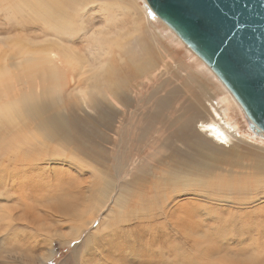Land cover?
<instances>
[{"label": "rangeland", "instance_id": "rangeland-1", "mask_svg": "<svg viewBox=\"0 0 264 264\" xmlns=\"http://www.w3.org/2000/svg\"><path fill=\"white\" fill-rule=\"evenodd\" d=\"M146 11L145 14L138 13L134 19H128L129 25L120 24L121 27H125L123 31L125 41L120 44L122 47L131 46L130 43L136 35L140 37L142 44L160 48L159 51L163 57L160 58L158 66H163L165 63L166 69L159 75H139L136 71L134 74V70L132 73L124 56H122V62H119V55L123 54L121 49L117 48V44L108 38L101 39L108 49L106 48L107 50L101 53L94 51L95 59H92L86 49L82 51L88 59V63L84 64V69H87L90 64L91 69L96 73L104 62L110 66L111 73L104 77H109V79L113 78L114 68L119 69L123 79L128 81L125 91L131 100L128 107L117 108L106 97L102 95L99 97V91L108 92L111 85L102 82L104 78L98 73L94 79H87L86 77L91 74L88 72L87 76H81L76 80L75 86L68 88L64 79L65 73L60 76L59 80H55L48 73L49 70L43 66L33 69L24 67L25 64L22 62L29 56L20 55L8 48L0 49V65L2 64L1 66L6 69V78L9 79H6V84H8H5L6 89L14 93L12 97L21 95L24 90L30 98L43 100V98L53 99L56 91L62 92L60 93L62 102L59 110L72 112L81 121L83 129L82 137L78 138L83 143L72 144L70 147L60 146L56 140H43L39 136V142L45 141L44 152L38 154L39 163L45 171L39 168V173L36 172L38 181L35 188L30 189L31 186H27L23 190L15 191L17 193L14 192L13 197H0V264H93L91 260H85V254L95 252V257H99L101 249L98 248V243L100 239H108L113 228L108 223L106 215L101 220L102 215L107 213L108 206L101 212L102 214H98L97 209H93L96 188L99 187L97 182L100 184V178L106 177L104 172L102 173L106 164L109 166L107 173L110 177H115L117 172H122L121 179H116L117 183L115 182V186L118 185V187H113L111 193L114 198L120 190L123 197L121 204L123 208L114 207L118 210L116 216L119 220L115 221L118 227L116 235L111 236V240L115 243H119L120 240L121 245L124 242L131 243V250L128 248L127 252L130 253L133 249V253L138 255L133 258L134 264L142 262V256L145 257V255L150 256L149 264H156L160 258L167 259V264H175L174 260L181 264H189L186 262L189 257L192 258L194 264H264V235L259 237L261 230V233H264V167L262 166L264 141L259 143L238 138L234 140L231 147L220 151L219 153H223L222 157L219 156L222 163L219 169L224 171L222 175L213 174L211 178L203 180L202 172L191 173L189 184L183 183L185 186H182V190L176 195L173 193L174 198L171 199L167 208L169 212L164 211L165 214L170 215L165 219L166 227L160 224L157 226L152 224V226L148 224L149 222L139 223L138 221L142 216L153 214L156 210L158 213L161 212L158 209H162L166 195L158 189L159 176L170 177V173L165 170L170 166H167L168 162L161 159L163 162L154 161V165L149 163L153 162L151 152L160 153L165 149L160 148L162 142L152 147V150L150 149V143L156 137H154L156 132L154 128L147 130L146 125L151 119L140 112L151 113L155 100L154 98L147 99L146 96L151 95L154 90L159 95L165 94L170 87L175 86L184 87L185 91L192 89L196 92L199 89L198 86L203 85L204 88L202 87L199 91L202 90L201 92H205L215 100L226 95L232 97L208 66L190 51L166 24L149 15L148 9ZM101 21V18H97L95 23ZM81 45L79 48L84 49V43ZM33 56L38 57V55ZM115 57H118V60ZM71 70L68 69V71ZM189 73L196 81L187 80L186 75ZM17 78L23 79L21 84L16 81ZM24 79L27 80L24 81ZM116 79L112 82L115 83ZM27 86L30 87V91ZM116 91L115 87L113 93ZM95 100L105 108L109 115H112L111 123L108 122L103 126L99 117L96 118V112L90 107ZM235 109L234 114L244 130L246 125L242 121V111L239 108ZM103 117L106 118V115ZM73 126L70 130L75 132ZM121 126L123 129H118ZM119 130L123 131L122 135ZM140 133L144 136L136 139L135 136ZM120 136L124 137L123 142L125 141L124 144L128 147V154H124L122 158L119 157L121 161L119 164L116 160L120 151V141H118ZM257 137L264 140L260 136ZM177 144L182 148H178ZM179 149L184 152L188 149L187 144L176 142L171 151L178 157ZM202 153L205 154L206 151ZM100 155H104L103 158ZM146 171L148 174L145 173ZM135 176L139 179L135 183L127 184ZM207 182L211 184L206 185ZM30 183L28 181L27 185ZM108 188L110 192L111 188ZM68 190L70 191L67 192ZM61 193L73 195L65 196L72 199L71 201H76L73 202L74 204L79 203L76 212L68 220L61 219L62 215L56 207L58 194L61 195ZM178 205L181 210L172 212L179 208ZM186 210L191 213H186ZM91 218H94L92 225L102 224L99 230L89 237L87 236L89 230L85 226ZM171 218H174V221ZM175 218H179L180 222H177ZM168 220L178 226L169 228ZM42 225L44 229L38 232L37 228ZM75 227L80 228V231L84 230L82 236H87L88 239V243L77 250H74L76 242L70 243L71 238L76 236L74 233H78ZM158 228L162 229L158 230ZM122 230H125L124 234ZM140 230L144 231L141 238L138 235ZM171 235L177 236L178 241L169 242L172 239ZM154 242H156L155 245ZM126 243L117 248L125 250ZM136 244L138 246H135ZM107 247L113 248V252L109 250L110 255L102 260L99 259L96 264H104L106 261L120 263L124 258V252L118 251L116 247L109 246V244ZM160 247L165 248L163 252L160 251ZM175 247L181 250V255H175ZM151 250L154 253H151ZM50 252V257L44 260ZM167 252L171 254L168 253L166 256ZM82 257L84 262L81 260Z\"/></svg>", "mask_w": 264, "mask_h": 264}, {"label": "bare ground", "instance_id": "bare-ground-1", "mask_svg": "<svg viewBox=\"0 0 264 264\" xmlns=\"http://www.w3.org/2000/svg\"><path fill=\"white\" fill-rule=\"evenodd\" d=\"M146 8V0H0V49L8 48L16 51L20 55L29 56L22 62V64H25L24 67H31L33 69L38 66H43L46 70H49L48 73H50L51 77L55 80H59L60 76L65 73L64 79L67 87L71 88L75 86L77 79L81 76H87L88 72H91V74L89 77H86L87 79H94L97 76V73L100 74L102 78L111 73L110 66L104 62L101 64V69L96 70V73H94L95 70L93 71V69H91L92 67L90 64H88L87 69H84V64L88 63V59L82 51L86 49L92 56V59H95L94 51L101 53L108 49L107 45L101 41L104 37L108 38L111 42L116 43L117 48L121 49L123 54L120 52L122 55H119V62H122V56H124V60L127 61L128 67L132 69V73L134 70V74L136 71L139 75H159L164 69H166L165 63H163V66H158L160 58L163 57L159 51L160 48H154V46L148 47L142 44L140 37L136 35H134V38L130 43L131 46L122 47L120 44L125 41V35L123 34L125 27H121L120 24L123 23L124 25H129L128 19H134L138 13L145 14L147 12ZM97 18H101L102 21L100 23H95ZM133 24L136 25V23ZM128 34L131 35L132 33ZM81 43H84V49L79 48ZM33 55H38V57H34ZM116 63L118 62L116 61ZM69 68L72 70L68 71ZM73 70L75 71V74ZM113 71V78L110 76L112 79L107 77L102 81L106 85L107 83H110V91H99V97L100 95L106 97L108 101L117 108H121V106L128 107L130 105L129 102L131 101L130 96L125 92L128 81L127 79H123V76L119 73V69L114 68ZM6 74V69L1 66L0 197L3 196V198H8L10 196L13 197L15 191L20 189L23 190L27 186H31V188L29 187L30 189L33 187L35 188L38 181L36 172L39 173V168L42 171H45L42 169V166L39 163L40 160L38 159V154L44 150L45 141L39 142V136L47 141L56 140L59 142L58 145L64 147L83 143L78 139L83 135V129L79 118H76L72 112L63 109H60L62 111L59 110L62 102L60 93L62 92L56 91L57 93L53 99H32L25 94L24 90H22L21 95H13L12 97V94L14 93L6 89V85H8L6 84V79H8L6 78ZM186 76L188 77L187 80L196 81L192 78L190 73ZM113 79H116L115 83L112 82ZM25 80L27 79H24V81ZM16 81L21 84L23 79L17 78ZM27 87L30 91V87ZM115 87L117 88V91L113 93ZM202 87L204 88L203 85L198 86L199 89H202ZM199 89L197 90L195 88V90H197L196 92L192 89H187L185 91L184 87L175 86L173 88L170 87L165 94L159 95L156 93L157 91L154 90L151 95L146 96L147 99L154 98L155 100L154 104H152L153 109L150 111L151 113L147 114V112H140V114L151 119L150 123L146 125L147 130H152L154 128L156 132V135H154V137H156L150 143V149L152 150V147L157 146L159 142L163 143L160 144V148L165 149L160 153H155L154 151L151 152L150 155L153 162L149 163L154 165V161L163 162L161 159L168 162L167 166H170L165 168V170L170 173V177L165 178L161 177V175L159 176L160 183L158 184V189L162 190L166 195V197H164L165 201L163 202L162 209H158L161 210V212L158 213L156 210L153 214L144 215L138 220L139 223L149 222L148 224L151 225L155 224L157 226V224H160V226L166 227L165 219L170 215L165 214L164 211H167L169 202L174 198L173 193L176 195L182 190V186L189 184L191 173L202 172L203 180L211 178L213 174L222 175L224 174V171L223 169H219L222 164L219 156L222 157L223 153H219L220 151L231 147L234 140L238 138H244L259 143L264 141L263 139H259L256 134L248 129L246 117L243 112H241L242 121L245 122L246 129L243 130L240 127L241 124L234 113L236 112L235 108L241 109V107L233 97L226 95L225 97L215 100L210 95H206L205 92H201L202 90L199 91ZM90 107L96 112V118L99 117L100 123L103 126L108 124V122H112V115H109L105 108L97 103V100H95ZM104 115H106V118L103 117ZM72 126L74 127L75 132L70 130ZM118 129H123V126ZM119 131L122 135L123 131ZM117 134L119 135V132ZM142 136L144 135L140 133V135L135 136V138L141 139ZM123 138V136H120L118 140L120 141V151L118 152L116 161H118L119 164L121 162L119 157L122 158L124 154H128V147L124 144L125 141L123 142ZM176 142H181L184 145L187 144L188 147L184 152L179 149L178 157L176 153L174 155L171 151L172 146ZM176 146L182 148L178 144ZM202 151H206V153L203 154ZM136 154L138 155V153ZM103 156L104 155H100L102 158ZM115 156L116 155H114V157ZM176 157L177 159L175 160ZM104 166L105 169L102 173L104 172L106 177L100 178V184L97 182L99 187L96 188L95 206L93 209H97L96 211L99 214L106 208V206H108L106 208L107 213L102 215L101 220H103L104 215H106L105 217L108 220V223H110L113 228L110 233L111 235L109 234L110 237L104 240L100 239V242L98 243V248L101 249L99 257H95V252H88L89 254H85V260L89 259L93 264H96L99 259L102 260L108 257L110 255L109 250L113 252V248L107 247L108 244L109 246L112 245V247L118 249L126 243L124 242L121 245L120 240L119 243H115L111 240V236L116 235V228L118 227L115 221L119 220L116 216L118 210L114 209V207L123 208L121 207L123 197L120 190L114 198L111 196V193L113 192V187H118V185L115 186V182L117 183L116 179H121L122 172H117L115 177H110L107 173L109 168L108 164ZM262 166L264 167V163ZM150 167H152V165H150ZM145 173L148 174L147 171ZM138 179L139 178L135 176L127 182V184L135 183ZM28 181L31 182L30 185H27ZM183 183L185 185H183ZM205 184L210 185L211 183L207 182ZM108 187L111 188L110 192L108 191ZM69 191L70 190L67 192ZM144 192L148 193L145 190ZM16 193L17 192H15V194ZM65 195L67 194H58V203L56 207L62 215L60 216L61 219L68 220V218L73 216L76 212L79 203L74 204L73 202L76 201L68 199L69 196L73 195H67L68 197ZM24 204L26 203L24 202ZM178 207L179 208L174 209L172 212H176V210L180 211V205H178ZM186 213L190 214L191 212L186 210ZM178 219L179 218H175V220ZM93 220L94 218H91L85 226L86 229L88 228L89 230L87 235L89 237L97 232L99 226L102 224L99 223L97 226H94L92 225ZM171 220L174 221V218H171ZM177 222H180V220ZM167 223L169 228L178 226V224H172L170 220H168ZM131 227H134V225H131ZM136 228L138 229L137 226ZM43 229L44 226L42 225V227L37 228V231L40 232L39 230ZM159 229L162 228H158V230ZM75 231H78V233H74L76 236L69 240L70 243L73 241L76 242L73 244L74 250H77L78 248L85 246L88 243V239L86 238L87 236H82L84 230L80 231V228L75 227ZM124 231L125 230H122V234L125 233ZM261 231L259 237L264 235ZM143 234V230L138 232L140 238ZM171 236L172 239L169 242L178 241L179 238L177 236ZM100 244L101 246H99ZM155 244L156 242H154V245ZM131 246L132 245L129 242L126 243L125 250L118 249V251L120 250V252H124L123 259L119 256V259H122L120 263L117 261H106L104 264H134L135 261H133V258L136 254L133 253V249L132 252H127L128 248L131 250ZM135 246H138V244ZM144 246L146 247V245ZM147 247L150 248L148 245ZM152 248L154 249V246ZM164 249L165 248L160 247V251L163 252ZM175 251V255H181V250L175 247ZM152 252L153 251L151 250V253ZM168 253L171 254V252H167L166 256ZM50 255L51 252L47 254L44 260L48 259ZM136 256L138 257V255ZM139 257H141V255ZM81 260L84 262L83 257ZM142 260L143 261L139 262V264H149L148 260H150V256H142ZM166 260L167 259L160 258L156 264H167ZM174 262L175 264H181V262L175 260ZM186 262L194 264L190 257Z\"/></svg>", "mask_w": 264, "mask_h": 264}, {"label": "water", "instance_id": "water-1", "mask_svg": "<svg viewBox=\"0 0 264 264\" xmlns=\"http://www.w3.org/2000/svg\"><path fill=\"white\" fill-rule=\"evenodd\" d=\"M147 9L198 56L225 86L241 107L248 129L264 138V0H244L237 8L245 25L228 45L246 65L243 73L225 71L224 61L212 49L229 34L233 22L224 21L210 36L202 28L199 16L187 6V0H146ZM242 40L241 46L238 41Z\"/></svg>", "mask_w": 264, "mask_h": 264}, {"label": "snow or ice", "instance_id": "snow-or-ice-1", "mask_svg": "<svg viewBox=\"0 0 264 264\" xmlns=\"http://www.w3.org/2000/svg\"><path fill=\"white\" fill-rule=\"evenodd\" d=\"M187 6L194 15L199 16L202 28L209 36L218 31L224 21L233 22L227 37L220 40L219 44L212 49V53L224 61L226 72L243 73L246 65L239 59L235 49L229 48L228 45L245 27L240 22V13L235 11L237 8L247 6L244 0H187ZM149 15L155 18V13L151 10ZM238 43L243 45L242 40H239Z\"/></svg>", "mask_w": 264, "mask_h": 264}]
</instances>
